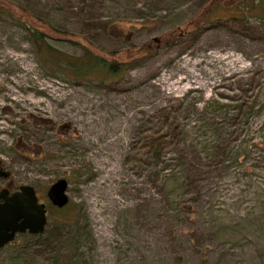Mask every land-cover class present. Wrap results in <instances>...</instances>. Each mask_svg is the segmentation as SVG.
<instances>
[{
	"label": "rangeland",
	"instance_id": "374dc122",
	"mask_svg": "<svg viewBox=\"0 0 264 264\" xmlns=\"http://www.w3.org/2000/svg\"><path fill=\"white\" fill-rule=\"evenodd\" d=\"M14 1L103 51L153 49L106 80L69 77L0 16V189L32 185L52 240L80 210L84 264H264V0ZM164 121V162L128 160ZM58 178L65 208L46 196ZM9 244L0 264H69Z\"/></svg>",
	"mask_w": 264,
	"mask_h": 264
},
{
	"label": "trees",
	"instance_id": "16d2710c",
	"mask_svg": "<svg viewBox=\"0 0 264 264\" xmlns=\"http://www.w3.org/2000/svg\"><path fill=\"white\" fill-rule=\"evenodd\" d=\"M0 16L6 22L15 23L23 28L26 33V41L40 62L46 65H55L69 77L86 78L88 75L95 73L97 78L106 80L124 71L125 65L135 55L132 54L133 52L150 55L153 49L148 43H143L122 52L103 51L90 42L80 40L70 31L30 12L24 5L14 0H0ZM71 38H74V40ZM76 38L82 42H77ZM50 40L54 42L64 41L74 45L80 43L83 53L79 56L70 55L56 47ZM175 108L171 107L170 110ZM172 129L173 123H167V121H164L158 128H146L140 137L141 142L138 147L143 151L144 156L130 154L127 157L128 160L131 162L136 160L139 165L146 169L159 166L164 162L165 151L176 136ZM82 217V212L78 210L72 225L69 227V230L72 229L71 233L67 236L53 237V240L45 234V230L39 234H29L27 232L17 234L14 239L22 241L20 251L16 255L17 258H21V255L25 256L27 249L35 247L55 253L60 261L69 264H84L82 262L84 246L81 244V240L85 234L86 225L83 223ZM9 245L7 244L1 249H5Z\"/></svg>",
	"mask_w": 264,
	"mask_h": 264
},
{
	"label": "water",
	"instance_id": "95a60500",
	"mask_svg": "<svg viewBox=\"0 0 264 264\" xmlns=\"http://www.w3.org/2000/svg\"><path fill=\"white\" fill-rule=\"evenodd\" d=\"M67 190L65 178L52 182L46 191L50 204L57 208L66 206L69 202ZM47 220L46 204L39 201L32 185H20L12 192L7 188L0 190V249L12 242L17 234L43 233Z\"/></svg>",
	"mask_w": 264,
	"mask_h": 264
},
{
	"label": "flooded vegetation",
	"instance_id": "af4514ba",
	"mask_svg": "<svg viewBox=\"0 0 264 264\" xmlns=\"http://www.w3.org/2000/svg\"><path fill=\"white\" fill-rule=\"evenodd\" d=\"M5 174H7V175H5ZM9 175H10V174H9L7 171L3 170L2 167H1V165H0V177L6 179V178H8ZM18 187H19V186H18ZM18 187H17V188H11V187H9V186L4 185L1 189H3V188H7L10 192H12V191L18 189ZM1 189H0V190H1ZM34 189H35V188H34ZM35 191H36V189H35ZM36 194H37V193H36Z\"/></svg>",
	"mask_w": 264,
	"mask_h": 264
}]
</instances>
